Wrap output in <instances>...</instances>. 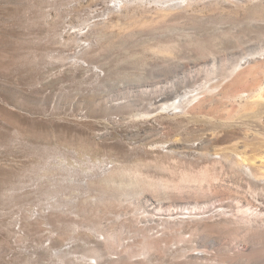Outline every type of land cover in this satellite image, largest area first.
<instances>
[{
  "label": "rangeland",
  "instance_id": "1",
  "mask_svg": "<svg viewBox=\"0 0 264 264\" xmlns=\"http://www.w3.org/2000/svg\"><path fill=\"white\" fill-rule=\"evenodd\" d=\"M263 32L264 0H0V264H198L171 217L223 196L233 107L201 70Z\"/></svg>",
  "mask_w": 264,
  "mask_h": 264
},
{
  "label": "bare ground",
  "instance_id": "2",
  "mask_svg": "<svg viewBox=\"0 0 264 264\" xmlns=\"http://www.w3.org/2000/svg\"><path fill=\"white\" fill-rule=\"evenodd\" d=\"M220 45L222 54L213 56L201 71L208 91H222L228 82L233 102L230 111L213 117L222 134L204 163L207 172L215 171L223 196L202 207L184 206L171 218L185 224L198 219L185 239L191 263L264 264V32L240 47ZM171 73L183 79L163 85L158 96L169 98L162 108L174 110L188 96L173 95L176 88L194 82L200 72L184 76L179 65Z\"/></svg>",
  "mask_w": 264,
  "mask_h": 264
}]
</instances>
